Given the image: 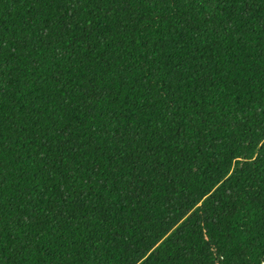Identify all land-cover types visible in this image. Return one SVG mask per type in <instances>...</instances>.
<instances>
[{
  "label": "trees",
  "instance_id": "16d2710c",
  "mask_svg": "<svg viewBox=\"0 0 264 264\" xmlns=\"http://www.w3.org/2000/svg\"><path fill=\"white\" fill-rule=\"evenodd\" d=\"M0 264H264V0H0Z\"/></svg>",
  "mask_w": 264,
  "mask_h": 264
}]
</instances>
